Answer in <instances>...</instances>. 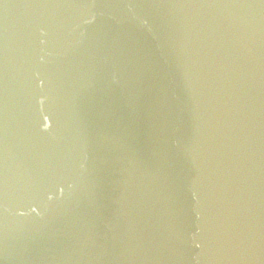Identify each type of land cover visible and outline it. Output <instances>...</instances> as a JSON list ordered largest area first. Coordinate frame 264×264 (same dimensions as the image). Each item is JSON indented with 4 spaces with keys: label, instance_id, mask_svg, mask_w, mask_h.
<instances>
[{
    "label": "water",
    "instance_id": "water-1",
    "mask_svg": "<svg viewBox=\"0 0 264 264\" xmlns=\"http://www.w3.org/2000/svg\"><path fill=\"white\" fill-rule=\"evenodd\" d=\"M0 264H264V0H0Z\"/></svg>",
    "mask_w": 264,
    "mask_h": 264
}]
</instances>
